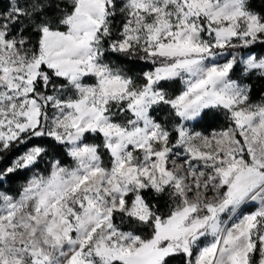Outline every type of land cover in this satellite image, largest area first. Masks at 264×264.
<instances>
[{
    "label": "snow or ice",
    "instance_id": "obj_1",
    "mask_svg": "<svg viewBox=\"0 0 264 264\" xmlns=\"http://www.w3.org/2000/svg\"><path fill=\"white\" fill-rule=\"evenodd\" d=\"M257 42L249 0H7L0 160L18 154L0 181L53 148L75 166L54 158L18 200L0 193V264H264V104L232 76H264ZM131 57L155 67L137 81ZM165 107L175 135L155 116ZM213 110L227 128L190 130ZM146 194L167 196V214Z\"/></svg>",
    "mask_w": 264,
    "mask_h": 264
},
{
    "label": "rangeland",
    "instance_id": "obj_2",
    "mask_svg": "<svg viewBox=\"0 0 264 264\" xmlns=\"http://www.w3.org/2000/svg\"><path fill=\"white\" fill-rule=\"evenodd\" d=\"M6 5H7V0H0V8L5 7ZM119 24H120V21L117 20L115 26H119ZM31 38L33 40H35V35L33 34ZM257 43L261 44L260 42H257ZM253 54L258 55V56H264V54H258L256 52H254ZM131 58H138V57H131ZM229 59H230V57H229ZM220 62L223 63L224 61L221 60ZM112 63L115 64L116 60L113 59ZM121 67L124 68L126 71H128L125 66L121 65ZM147 71H149V70H147ZM128 74H129V72H128ZM237 75L240 78L246 77V76L242 77L239 70L237 71ZM257 75H259V74H257ZM132 77L134 79H136L137 81H139V80H142L143 74L140 75L138 73V71H136V73ZM184 88H185L184 83L182 81L177 80L176 82H174L173 87L169 89V92L173 96L179 95L184 90ZM249 102L252 104H264V100L260 101V102H252L249 100ZM213 115H214V117H216V119L219 120V125H216L213 128H207V129L203 128V126L199 127V125H198L195 128L190 129V130L195 131V132H199L203 136L211 137L214 132H219V131H221V130H223L229 126L230 121L227 118V116L225 115L223 110H219V111L213 110ZM155 116H156V118L158 117L160 119V121L165 124V126H167L169 131H173V129L177 126L176 122H177L178 118H174L173 116H171L169 114V110L166 107L158 110L155 113ZM173 133H174V131H173ZM88 142L89 143H97L99 141L96 140L95 138H90ZM49 143H51V142L49 141ZM54 158L60 160L62 166H64V167H74L75 166L74 162L71 160V158L68 157L62 150H60L59 148L50 149L48 156L43 161H41L39 164H37L32 171L16 172V173H20L22 175L21 181L20 180L16 181V183L14 185L9 183V179H7L6 183L0 181V193H6V194H8V195H10V196H12L18 200L20 197V194L22 193L23 187L28 183V181L33 176L47 177L50 175L51 163L53 162ZM10 162L8 164H10ZM104 162H105V165L109 164V160L106 156L104 157ZM178 163H179V161H178ZM8 164L4 165L1 169H3ZM16 173H13V174H16ZM166 198H167V196H166ZM169 204H170V201L168 199V204L165 207L166 212H161L162 214H167V212L169 210ZM0 207H2V201H0ZM252 210L254 211L255 209H252ZM224 219H225L226 223H228V224L231 223V221L228 219L227 215H225ZM115 223L117 224L118 227L121 228V230L134 231L136 234L141 235L142 238H149L148 237V233H149L148 229L145 230V228H142V227L130 226L126 222H122L120 220L119 216H117ZM208 239L210 240L211 238L209 237ZM171 264H184V258L182 256L173 257L171 260Z\"/></svg>",
    "mask_w": 264,
    "mask_h": 264
},
{
    "label": "trees",
    "instance_id": "obj_3",
    "mask_svg": "<svg viewBox=\"0 0 264 264\" xmlns=\"http://www.w3.org/2000/svg\"><path fill=\"white\" fill-rule=\"evenodd\" d=\"M249 4L251 8L256 11L257 13L264 14V0H249ZM254 52L258 54H264V45L256 43L253 47ZM129 72L130 75L134 76L136 71L140 75L143 74L144 71L152 70L155 66L151 64V62L142 60L140 58H128V63L123 64ZM237 70H234L232 73V76L234 79L240 78L237 75ZM244 83L248 84L250 86V92H249V100L252 102H260L264 100V76L257 75L256 73H252L244 78H241ZM157 119L160 121V119L157 117ZM219 125V120L214 117V115L210 116L209 118L205 119L202 123L199 124L200 126H203V128H213L214 126ZM175 135V132L173 133ZM22 150V149H21ZM18 153L16 151L8 154L4 157V159L0 160V169L8 164ZM3 155V154H0ZM22 175L20 173L11 174L8 179L9 183L14 185L16 181H21ZM146 199L152 203L155 204L159 210V212H166V206L168 204V198L166 196L164 197H155L154 194H146ZM146 230V229H145ZM148 237H150V229H148ZM172 260V258H171ZM183 263V262H182Z\"/></svg>",
    "mask_w": 264,
    "mask_h": 264
}]
</instances>
